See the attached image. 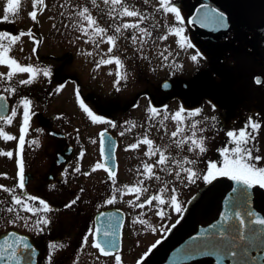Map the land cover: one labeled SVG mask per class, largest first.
<instances>
[{
    "label": "flooded vegetation",
    "instance_id": "flooded-vegetation-1",
    "mask_svg": "<svg viewBox=\"0 0 264 264\" xmlns=\"http://www.w3.org/2000/svg\"><path fill=\"white\" fill-rule=\"evenodd\" d=\"M171 2L174 7L183 4V8H176L183 18V27L186 26L184 33L193 45L192 48L203 55L201 61L208 64L206 67H203V64L199 67H183L180 70L174 68L171 70L167 67L165 71L158 73V67L153 63L148 65L151 61L154 62L152 51L143 50L142 56H139L143 61L133 60L136 62L135 67L131 68L132 72L127 71L131 79L128 85L130 82L138 85L135 87L136 93L127 92L123 99L120 98L113 104L107 103V107L104 102L92 96L94 90L90 84L85 83L83 87L74 75L61 73L63 66L52 68L48 81L41 87L32 85L33 88H26L19 84L21 87L15 86L14 93L4 92L9 102L7 114L9 116L15 109V100L32 98L36 105H39L41 100L45 105L44 99L47 96H55L58 93L57 89L70 82L73 85L72 95L75 101L78 104L83 101L94 115L105 121V126L98 129H83L77 123L71 124V128L68 129L69 121L83 115H74L71 119L65 116L63 119L59 114H54L52 118L42 112L30 113L22 151L19 136L23 123L15 132L12 130L16 135V145L11 151L14 165H6L4 186L16 188L17 161L22 158L26 193L44 200L51 209L47 213L41 211L36 216L22 213L30 217L29 227H25L23 221H17L13 225L7 222L12 214L3 211V207H6L10 200V194L0 192V197L4 201L0 204V243L3 241V234L9 232L25 237L35 251L30 264H49L50 252L51 264H116V255L120 256L121 264H264V247L261 243H250V250L243 257L224 255L221 250L214 256L198 254L189 258V255L185 257L182 254L180 248L170 250L184 235L213 216L224 190L230 188L231 193L232 180L228 177H217L213 180L214 183L217 180L221 183L219 186L216 185L217 187L214 186L217 191L207 212L205 195L208 183L197 180L192 184L187 182L180 184L158 169L155 171L164 180H173L163 198L167 201L173 194L171 189L175 187L174 194L182 208L180 213L175 212L167 203L160 206L165 211L164 219L155 214V208L149 210L146 206L144 209H134L129 201L140 203L146 198L145 195H141V199L137 201L135 193L124 195L116 193L115 203L111 205L105 203L107 198H111L114 188L135 186L138 179H143L140 174L143 172V164H152L158 159V156L145 155L147 145L140 144L136 149L129 147L145 136L154 142V146L162 148L167 146L168 155L176 157L178 154V158L183 156L195 158L193 153L187 152L186 147L184 150L175 147L174 139H180L179 136L171 137V133L176 130V122L165 120L163 124L167 126V130L163 129L159 136L158 127L161 124L159 116L162 120L163 115L174 113L181 106L186 112L202 110L200 116L186 119L184 122V135L191 134L188 125L192 120H201L198 128L207 129L202 135L207 138L208 150L199 158L201 161L199 169H205L209 162H217L218 167L221 166L222 157L218 149L232 147L227 143L230 138L226 132L245 128L249 119L260 124L256 139L253 141L259 151L254 150L253 155L264 157V0H171ZM189 4L190 8L185 10L184 6ZM197 4L204 5L200 9L199 23H189L188 17ZM210 9L225 14L227 28L216 29L203 20L204 13ZM139 71L148 74L146 80L141 83L134 82V77ZM162 74L166 75L159 77ZM165 83L169 85L168 88L163 87ZM88 101L97 107L95 111L89 107ZM150 107H155L161 114L150 119L151 113L148 111ZM98 110L102 112L98 113ZM85 116L91 122L87 114ZM205 117L208 120L205 121L203 119ZM212 117L216 118L214 122ZM52 130L55 132H51ZM101 133H104L103 138ZM33 140L38 143H31ZM102 140L105 161L101 154ZM98 163L104 164L108 171L115 172V184L104 168L93 171ZM257 165H264V159ZM76 167L81 169L79 173L74 171ZM144 186L149 187L148 195H151L162 185L153 179L145 180ZM16 192L20 194L18 188ZM259 192V201L255 205L264 210V188L260 187ZM72 200H76V203L66 207ZM155 205L156 202L153 201V206ZM33 206L39 207L38 202ZM102 212H105V215H100ZM141 212L146 214L140 217ZM40 216L50 221L47 226H41L44 228L43 232H38L31 226L32 221ZM137 217L146 220L151 228L133 223ZM152 228L155 231H152ZM105 231H111L113 236L105 237ZM85 237L87 243H84ZM106 239L115 241V247L109 250L108 256L102 255L98 249L91 246L93 242H99L102 247H106L104 245ZM52 244L63 247H57L53 251L50 248ZM247 244L249 243L245 245ZM218 256L222 259L218 260Z\"/></svg>",
    "mask_w": 264,
    "mask_h": 264
},
{
    "label": "snow or ice",
    "instance_id": "snow-or-ice-1",
    "mask_svg": "<svg viewBox=\"0 0 264 264\" xmlns=\"http://www.w3.org/2000/svg\"><path fill=\"white\" fill-rule=\"evenodd\" d=\"M91 9L88 6H83L80 4H73L72 0H65V3L61 5V7L66 9H71L69 14V19H74V23L71 24V27L78 31L81 36L79 38H85V43H91L96 48L100 47L101 43L109 44V48L107 53L104 54L107 58H101L97 62V67L101 65H110L115 63L117 66V81L118 84L120 80L125 79V75H123L120 69L123 68V63L118 56L111 55L114 49L119 50V46L117 41L123 39L125 41L130 40L131 45L140 47L136 49V51H141L145 45L156 44L158 41H166L169 38V35L179 37L177 40V44L180 49L192 48L193 45L187 41V38L183 36L184 28L173 26L169 28L168 34L161 35L157 32V30L161 27L160 23L155 19V13L163 14H173L175 21L179 24L183 25L184 21L181 17L180 12L176 7L173 6L171 0H157V7H155L153 13H149L147 11H141L135 2V0H90ZM150 3V0H143V4L147 5ZM103 4V7H101ZM21 0H6V7L3 9L4 15L3 20H9V14L15 15L20 8ZM40 8L42 11L45 7V0H33V8ZM206 7V6H205ZM92 9L96 10L97 15L92 14ZM64 13H61L63 15ZM30 17L33 21L37 19V11L34 10L29 13ZM123 18H132L131 22H121ZM203 20L207 21L209 24L213 25L216 29L227 28V18L223 12H219L216 9H210L209 11L204 13ZM109 30L112 31L113 34L109 35ZM128 33V35H125ZM154 33H157L154 36ZM25 35V33H20V35H10L6 32H0V65H7L11 71L7 73V79L11 80L16 73H30L28 79H21L18 83L21 85H29L33 83L36 78V74L38 69L33 68L31 65L21 66L16 59L10 58L8 53L12 49L14 45L20 41L21 37ZM27 35L32 36L31 31L27 33ZM22 51V49H21ZM35 52V48L33 49ZM165 53H168L165 55ZM88 55H92L91 52ZM164 61H168L171 53L167 48L164 49L163 52L159 54ZM147 59V57H144ZM203 55L199 52L191 56V60L193 62H198V59H203ZM43 75L45 77L50 76V72L47 69L42 70ZM4 74H0V80L3 79ZM164 88H168L169 85L165 83L163 85ZM6 92H15L16 88H5ZM59 91V89H57ZM5 99L4 96H0V101ZM77 99L79 100V94L77 93ZM20 105L23 108V126L20 129L19 136V146L22 151L23 145L25 143V131L29 125L30 120V105L31 101L27 98H24L20 101ZM80 108L84 113L91 119L93 123H104L100 117L94 115V113L85 106L83 101H80ZM213 108L215 106L213 105ZM0 110H7L6 104H0ZM148 111L151 113V118H154L160 113L155 107H150ZM201 109H194L187 111L183 106H181L176 112L163 115L162 120L160 121L161 125H163V121L171 120L176 122V130L171 133L172 138L180 137V139H174V144L177 149L184 150L187 148V152L193 153L195 158H189L188 156L183 157H175L166 154L167 146L163 148L160 146H154V142L145 136L143 139L138 140L137 143L130 145L131 149H136L140 146V144L147 145V151L145 155L148 157L158 156V159L152 163H144L143 164V172L140 173L143 176V179H138L137 184L135 186H127L125 185L123 189L114 188L111 198H107L105 203L111 205L116 201V193H121V195L135 193V199L139 201L141 199V195H145L146 198L140 203H134L133 201H129L130 206L135 208L144 209L146 206L149 207V210H153L155 208V214L159 216L161 219L165 217V211L161 208V205H169L172 207L175 212L180 213L182 208L180 204L177 202V197L174 194L176 192V188L173 187L171 189L172 195L166 201L163 198V194L167 193L169 190V185L174 181L179 182L180 184H184L187 182L188 184L195 183L197 180H203L205 183H211L217 177H228L229 179L236 182L237 185L242 186V188H234L233 192L242 191V193H247L248 190L252 189L254 185H259L261 188H264V167H258L257 163L264 159L259 155H253L254 150L259 151L255 148L253 141L256 139V134L260 129V124L257 122H253L249 119L246 123V127L240 129L239 131L229 130L226 132L227 137H229L228 144H231L232 147L225 146L221 149H218L220 156L222 157V165L218 167L217 162H209L206 165L205 169H199L198 165L201 162L200 156L207 152L206 147V137L202 135L207 129L198 128V125L202 123L201 120H192L188 125V131L191 133L190 135H184L185 127L184 122L186 119L198 117L201 114ZM17 115V110L13 109L11 111V115L3 116L0 115V121L5 123H11L13 117ZM205 121L208 120L207 117L203 118ZM212 121H215V117L211 118ZM115 125H113L114 127ZM135 127V125H132ZM214 127V125H213ZM201 133V135H198ZM101 137H104V133L100 134ZM123 135V133H121ZM0 136H3L4 140L10 141L16 139V137L12 135L5 134L2 130H0ZM31 143L36 144L37 141L33 140ZM101 152H104V142L102 140ZM0 155H6L9 158H12L13 153L11 151L3 153L0 152ZM18 163V183L16 188L20 190V194H17L16 188H7L5 186L0 185V192L9 193L10 200L7 203L6 207H3V211L9 214L8 223L15 225L17 221H23L25 227H29L30 217L22 215V213H31L33 216H36L39 212L43 211L47 213L51 211L48 203L44 200L39 199L37 197L28 195L25 191L26 185V177L24 174V165L22 158L17 161ZM104 168L105 171H108L104 164L98 163L93 169ZM155 169H158L160 172L167 174L168 176L173 177V180H164L161 175H158ZM75 172L79 173L81 169L76 167L74 169ZM139 171V170H138ZM84 175H89L90 173H83ZM109 178L112 180L113 184H115V172L108 171ZM155 180L161 183V187L158 188L155 194L148 195L149 187L144 186L145 180ZM79 199V197H77ZM153 201L156 202V205L153 206ZM33 202V203H29ZM38 202L39 207L33 206L34 203ZM3 198L0 197V204H3ZM76 200H72L66 207H71L72 204H75ZM229 204L232 201L228 202ZM246 204V201H245ZM146 213L141 212L140 217H143ZM236 220L239 221V225H244L245 220L241 218V212L235 211L233 213ZM246 215L248 217H255V219H249L248 224H257L264 225V219L259 218L256 214L250 210H246ZM137 217L134 218L133 223H140L141 225H145L146 227L151 228V225L147 223L146 220ZM111 219V214L109 215ZM229 216L225 214L222 217L224 222L229 220ZM50 223L49 219L40 216L36 220L32 221L31 226L34 227L38 232H43L44 228L41 227L47 226ZM179 223V221H177ZM111 227V225H109ZM216 226L213 225V228ZM155 231L154 228L151 229ZM97 231H99L97 229ZM238 239L240 241H244L246 239L245 233L240 231L239 228H236ZM250 233L255 234L256 230L250 228ZM264 231V230H262ZM105 237H112L113 233L111 231L104 232ZM213 241L216 240V237L219 236L222 239L218 243H211L204 245L202 249L198 252L200 255H217L218 252L223 250L224 255H231L233 257H243L250 250V242L252 236L248 237L249 244L237 247L235 241L237 237H233L229 239L225 235V231L221 228L220 231L211 233ZM84 243H87V237L84 238ZM159 241H157V244ZM104 245L106 247H102L99 242H93L91 245L93 248L98 249L99 252L108 256L110 254V249L115 247V241L113 239H106L104 241ZM57 247H63V245L52 244L50 248L54 251ZM153 248L155 245L152 246ZM106 248L108 250H106ZM35 251L32 246L27 242V239L23 236H17L15 232H9L4 234V238L2 243H0V261H3L4 264H30L31 257L34 256ZM222 259L221 256H218V260ZM52 255L49 253V264H51ZM116 264H121V258L119 255L115 256Z\"/></svg>",
    "mask_w": 264,
    "mask_h": 264
},
{
    "label": "rangeland",
    "instance_id": "rangeland-1",
    "mask_svg": "<svg viewBox=\"0 0 264 264\" xmlns=\"http://www.w3.org/2000/svg\"><path fill=\"white\" fill-rule=\"evenodd\" d=\"M135 2L141 11H147L149 13H153L155 7L158 6L157 0H150V3L147 5L143 4V0H135ZM64 3L65 0H45V7L41 11L39 7L36 9L33 8V0H21L18 12L15 15L9 14V20L4 21L3 9L6 7V0H0V32H6L10 35H20V33H25L20 41L12 47L8 53L9 57L16 59L21 66L31 65L33 68L40 70L37 72L33 83L23 85L26 88H33V86L41 87L48 81V76L45 77L42 70L47 69L50 72L54 67L63 66L61 73L74 75L77 77L78 81L82 83L83 87H85V83L90 84L94 90L92 96L101 100L102 103L104 102L105 107H107V103L112 102L113 104L116 100H120V98L123 99L127 92L131 94L134 92L136 93L135 87H138V85H133L132 82L128 85V82L131 79L128 77L129 72L127 71H130L132 67H135L134 64H136V62L133 60L138 59L143 61V59L139 57L142 56L141 53H143V50L148 49L152 51V59L154 62L151 61L148 65H152L153 63L158 67V73L165 71L167 67L171 70H173V68L175 70H180L183 69V67L185 68L188 66L199 67V65L203 64V67H206L208 65L207 63L202 62L201 59H198V62H193L191 56L196 54L197 50L193 48L180 49L177 44V40L180 39L179 37L169 35V38L166 41H158L156 44L149 43L148 45H145L141 51H136V49L140 47L139 45L133 46L131 45L130 40L125 41L120 39L117 41L119 50L114 49L111 55L118 56L121 59L123 68L120 69V71L126 78L120 80L117 84V66L115 63L97 67V62L101 58H107L104 54L107 53L110 45L107 43H101L100 47L96 48L91 43H85V38L81 37L78 39L81 34L71 27V24L75 21L74 19L68 18L71 9L61 7ZM72 3L88 6L91 9L90 0H72ZM190 6L191 4L184 6L185 10H188ZM101 7H103V4H101ZM176 7L183 8V4H178ZM34 10L37 11V19L35 21H33L29 15V13ZM61 13L64 14L61 15ZM92 14L94 16L97 15L96 10L92 9ZM155 19L161 25L157 30L161 35L168 34L167 30L173 26L183 27L184 25L175 21L173 14L161 15L155 13ZM131 21L132 18H123V21L121 22ZM183 28L185 31L186 26ZM29 31L33 34L32 36L27 35ZM108 34L111 35L113 33L109 30ZM156 34L157 33H154V36ZM125 35H128V33ZM183 36L188 38L184 32ZM34 48L35 52H33ZM165 48L171 53L168 61H164L159 55ZM89 52L92 53L91 56L88 55ZM133 52L135 53L134 56ZM167 54L168 53H165V55ZM86 56L88 57L87 59ZM9 71H11V69L7 65H0V74H4L3 79L0 80V92H6L4 90L5 88H15V86L16 88L21 87L18 82L21 79H28L31 75L30 73H16L11 80H8L7 73ZM140 71L146 70L140 69ZM140 71L136 74V77H134V82L138 81L141 83L146 80L148 74L145 75V73H140ZM130 72H132V70ZM165 75L166 74H162L159 77ZM72 86L73 85L70 82L62 85L55 96H47L44 99L45 105L42 104V100L39 105H36L33 102L35 100L30 98V113L42 112L45 115H50L52 118L54 114H59L63 119H65V116H67L68 119H71V116L83 115L81 118H75L73 120L75 122L69 121L68 129L71 128V124L73 125V123H77L81 125L83 129L87 130L98 129L105 126V122L93 123L92 121H88L89 119L85 116L86 113L83 112L77 101L73 98ZM6 93L9 94L10 91ZM20 101L21 99L15 100L14 106L17 110V115L13 117L12 122L9 124L0 121V130L5 134L14 137H16L14 132L17 130L18 126L23 123V108L20 105ZM89 107L94 111L97 109V107L91 102H89ZM101 112L102 111L98 110V113ZM160 121L161 117L159 116V122ZM163 129L167 130V126L159 124V136L163 133ZM15 145L16 139L6 141L3 136H0V152L6 153L12 151L15 148ZM177 156L178 154L176 157ZM6 165H14L13 157L9 158L6 155H0V185L2 186L5 185V173L7 171ZM257 166L264 167V165ZM220 183L221 181L217 180L215 183L212 181L206 185V212L211 208L214 194L217 191L214 186H219Z\"/></svg>",
    "mask_w": 264,
    "mask_h": 264
},
{
    "label": "water",
    "instance_id": "water-1",
    "mask_svg": "<svg viewBox=\"0 0 264 264\" xmlns=\"http://www.w3.org/2000/svg\"><path fill=\"white\" fill-rule=\"evenodd\" d=\"M204 7L203 4H197L195 8L193 9L192 13L188 17V22H197L199 23L200 19V9ZM0 96H4L5 99L3 101H0V104H6L7 110H0V115L5 116L8 111V101L6 99L5 94H0ZM55 132V131H51ZM113 154V153H112ZM103 160L105 161V150L102 154ZM232 194L229 192L230 188L227 190H224L223 194L221 195L219 199V204L216 206L214 214L211 218L207 219L205 223L202 225H199L197 228L192 229L190 232H188L186 235L183 236L177 243H175L170 250H174L173 248H180L182 251V254L187 257L189 255V258H193L198 255V252L200 249L204 247L206 244L211 243H218L222 238L217 236L216 240L213 241L211 233L218 232L221 230V228L224 229L225 235L232 239L233 237H237L235 243L237 247L239 248L242 245H245L246 243H249L248 237L252 236L251 244L254 243H261L264 247V225H257V224H248L249 219H255V217H248L246 215V210H250L256 214L261 219H264V214L260 213L258 208L255 206L257 199L259 197V193L257 190V186L254 185L252 189L248 190L247 193H242V191L233 192L234 188H242V186L237 185L235 181L232 180ZM232 201L231 204L228 202ZM246 201V204H245ZM235 211L241 212V218L245 220L244 225H239V221L236 220L233 213ZM227 214L230 218L227 222H224L222 220V217ZM100 215H105V212H102ZM213 225L216 227L213 228ZM236 228H239L240 231L245 233L246 239L244 241H240L238 239L237 232L235 231ZM255 229L256 232L253 235L250 233L249 229ZM6 234V233H5ZM4 237V234L3 236ZM262 237V238H261ZM175 248V249H176ZM172 252V251H171ZM214 256V255H212ZM0 264H3L2 261H0Z\"/></svg>",
    "mask_w": 264,
    "mask_h": 264
}]
</instances>
